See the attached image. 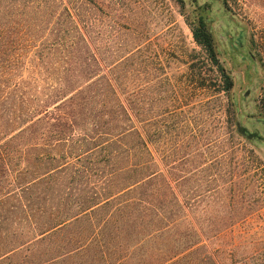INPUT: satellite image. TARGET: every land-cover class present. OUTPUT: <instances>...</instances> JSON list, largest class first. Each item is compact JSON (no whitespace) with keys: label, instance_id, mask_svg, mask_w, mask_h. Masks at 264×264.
Returning <instances> with one entry per match:
<instances>
[{"label":"rangeland","instance_id":"rangeland-1","mask_svg":"<svg viewBox=\"0 0 264 264\" xmlns=\"http://www.w3.org/2000/svg\"><path fill=\"white\" fill-rule=\"evenodd\" d=\"M23 243L0 264H264V0H0V254Z\"/></svg>","mask_w":264,"mask_h":264},{"label":"trees","instance_id":"trees-1","mask_svg":"<svg viewBox=\"0 0 264 264\" xmlns=\"http://www.w3.org/2000/svg\"><path fill=\"white\" fill-rule=\"evenodd\" d=\"M191 31H192V35L194 40L196 41L197 44H199L202 49L204 50V52L206 53L208 59L210 60V62L216 66L217 70L219 71V76H220V80L223 83V87L222 89L224 91H228L231 86H232V79L230 77V75L228 74V72L225 70V68L223 67V65L220 63L216 51H215V47H214V43H213V38L210 34V32L208 31L205 22L203 20L202 17L198 18V21L196 24L191 26ZM65 96L61 97L59 100L61 99H65ZM69 98H71V95L68 96ZM47 109H44L43 111H46ZM126 111V109H123V112ZM68 123H70L68 121ZM116 126V125H115ZM130 131H134V127L133 126H128V124H123V125H118L116 127H111L110 129H106V130H100L98 133L99 135H104V136H117L120 137L122 135H124L126 132H130ZM134 133V132H133ZM141 143L144 145L145 142L141 141ZM98 145L94 146L97 147ZM92 147V148H94ZM90 148V149H92ZM127 149V148H125ZM128 151V150H127ZM127 167V166H126ZM154 172L148 173L145 177H140L139 179H136L135 181H131L128 183H125V185H123L118 191L116 192H105V193H101L95 202H93L92 204H90L89 206L87 205L86 207H80V209L77 212L71 213L70 215H68L67 217H65L64 219L59 220L58 222H56L55 224L50 225L47 228L42 229L39 234L44 233V232H51L54 230V228L61 224L62 222H65L67 220H69L70 218H72L73 216H75L76 214L85 211L88 207L98 203L99 201L102 200H111L113 198H115L117 195L125 193L128 189H130L133 185H138V184H143V180L148 178L149 176L153 175ZM104 188V187H103ZM96 194V193H95ZM159 230V228L157 229ZM28 242V241H26ZM17 246L20 245H15L13 247H11L8 250H11ZM7 250V251H8ZM5 251V252H7ZM4 252V253H5ZM2 253V254H4ZM0 254V255H2Z\"/></svg>","mask_w":264,"mask_h":264},{"label":"crops","instance_id":"crops-1","mask_svg":"<svg viewBox=\"0 0 264 264\" xmlns=\"http://www.w3.org/2000/svg\"><path fill=\"white\" fill-rule=\"evenodd\" d=\"M109 202V200L105 201V200H102V201H99L98 203L88 207L85 211H82L78 214H76L75 216H73L72 218H70L69 220L65 221V222H62L61 224L57 225L55 228H54V232H58L60 231L61 229L63 228H66L68 226H71L73 224H75L77 221L81 220L82 218H90V216L92 215L93 211H95V209H98L100 207H102L103 205H106L107 203ZM158 227L155 226V228H151V230L143 237H141L139 240H137V243L136 244H139V243H143L144 240H147L148 238H151L158 230ZM52 232V231H51ZM49 232H44V233H41L39 234L38 236L34 237V239H37V238H42L43 236H46ZM90 242V238H86L84 241H82L79 245L73 247L72 249L62 253V255H57L56 256V260L60 257V256H65V255H71V256H74L75 253H83L87 247V245L89 244ZM27 243V242H26ZM26 243H23L21 244L20 246H17L11 250H8L7 252H5L4 254L0 255V262L3 261L4 259H8L9 256L17 251L18 249H20L21 247L24 246V244ZM45 261H43L44 263ZM39 264H42V262H40Z\"/></svg>","mask_w":264,"mask_h":264}]
</instances>
